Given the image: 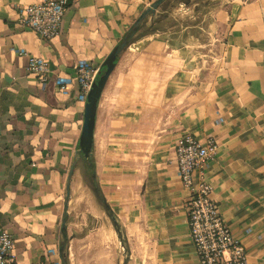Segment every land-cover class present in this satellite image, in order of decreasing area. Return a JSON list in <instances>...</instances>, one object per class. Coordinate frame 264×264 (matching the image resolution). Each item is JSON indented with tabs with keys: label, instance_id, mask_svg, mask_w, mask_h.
Here are the masks:
<instances>
[{
	"label": "crops",
	"instance_id": "crops-1",
	"mask_svg": "<svg viewBox=\"0 0 264 264\" xmlns=\"http://www.w3.org/2000/svg\"><path fill=\"white\" fill-rule=\"evenodd\" d=\"M39 1L0 0V227L18 264L61 262L84 103L76 80L63 89L56 78L74 77L79 62L99 68L154 0H69L48 40L16 23L20 6ZM30 56L48 63L44 83ZM184 134L217 142L212 197L246 264H264V0H170L143 21L102 89L93 130L95 179L123 240L80 160L68 264H199L175 153Z\"/></svg>",
	"mask_w": 264,
	"mask_h": 264
},
{
	"label": "built area",
	"instance_id": "built-area-1",
	"mask_svg": "<svg viewBox=\"0 0 264 264\" xmlns=\"http://www.w3.org/2000/svg\"><path fill=\"white\" fill-rule=\"evenodd\" d=\"M68 3L69 0H41L22 5L16 10V23L45 40L51 39L61 30ZM97 69L87 62H79L74 77L58 76L56 83L65 89L76 80L79 99L84 103ZM28 71L35 74L41 83L49 78L48 63L42 58L30 56ZM217 148L213 138L201 141L192 134H184L175 143L178 175L190 192L186 204L189 236L199 264H246V249L223 221L212 197V185L206 177L209 162ZM13 247L11 234L0 227V264H18ZM48 252L54 253L52 249ZM49 264L61 262L56 259Z\"/></svg>",
	"mask_w": 264,
	"mask_h": 264
},
{
	"label": "water",
	"instance_id": "water-1",
	"mask_svg": "<svg viewBox=\"0 0 264 264\" xmlns=\"http://www.w3.org/2000/svg\"><path fill=\"white\" fill-rule=\"evenodd\" d=\"M180 1L182 3H187V0H180ZM169 2L170 0H154L139 14V16L129 26V28L125 31L121 39L111 49V51L108 53V55L101 63V65L97 69V73L91 84V87L87 92L84 102L83 122L79 136L78 148L77 151L75 152V157L70 165L66 180V186H65L66 194H65L64 207H63V213L60 224V230L63 238V242L59 248L61 264H68L67 260L65 259V250L68 242V237L66 233V222H67L68 202L70 199V183L75 167L77 166V163L80 160H83V162L85 163L86 167L89 170V179L93 193L107 211L108 216L110 217L112 223L115 226V230L119 235V238L123 240V235L119 229L117 220L113 215V212L111 211L108 204L105 203L103 197H101L100 195L99 188L95 179V173L93 170L92 150H93V130L95 125L96 108L102 89L109 75L111 74L113 68L115 67L120 53L123 50L129 48L133 44L135 40V35L139 30V28L141 27L143 21H145L149 16L153 15L158 9L167 6Z\"/></svg>",
	"mask_w": 264,
	"mask_h": 264
},
{
	"label": "bare ground",
	"instance_id": "bare-ground-1",
	"mask_svg": "<svg viewBox=\"0 0 264 264\" xmlns=\"http://www.w3.org/2000/svg\"><path fill=\"white\" fill-rule=\"evenodd\" d=\"M124 249V248H123ZM70 260H71V258H70Z\"/></svg>",
	"mask_w": 264,
	"mask_h": 264
}]
</instances>
